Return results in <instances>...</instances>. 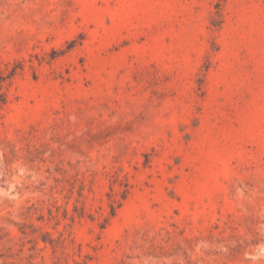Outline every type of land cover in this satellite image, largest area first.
<instances>
[{
	"label": "rangeland",
	"instance_id": "1",
	"mask_svg": "<svg viewBox=\"0 0 264 264\" xmlns=\"http://www.w3.org/2000/svg\"><path fill=\"white\" fill-rule=\"evenodd\" d=\"M0 264H264V0H0Z\"/></svg>",
	"mask_w": 264,
	"mask_h": 264
}]
</instances>
